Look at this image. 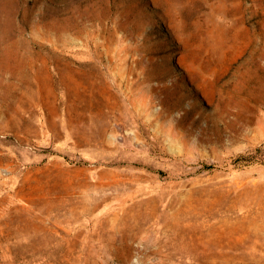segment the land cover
Here are the masks:
<instances>
[{
  "label": "rangeland",
  "instance_id": "obj_1",
  "mask_svg": "<svg viewBox=\"0 0 264 264\" xmlns=\"http://www.w3.org/2000/svg\"><path fill=\"white\" fill-rule=\"evenodd\" d=\"M0 264H264V0H0Z\"/></svg>",
  "mask_w": 264,
  "mask_h": 264
},
{
  "label": "bare ground",
  "instance_id": "obj_2",
  "mask_svg": "<svg viewBox=\"0 0 264 264\" xmlns=\"http://www.w3.org/2000/svg\"><path fill=\"white\" fill-rule=\"evenodd\" d=\"M76 136H77V135H76ZM86 137H87V136H86ZM155 142H157V141H155ZM89 143H90V142H89ZM84 144H85V143H84ZM153 144H154V143H153ZM153 144L151 145V147L153 146ZM154 145H155V144H154ZM154 147H156V146H154ZM144 149H145V148H144ZM144 149H143V150H144ZM146 150H147V148H146ZM146 153H147V152H146ZM148 154H149V153H148ZM153 154H154V153H153ZM153 154H152V155H153ZM175 160H176V158H175ZM105 172H106V171H105ZM114 172H115V171H114ZM119 173H120V172H119ZM99 174H101V172H100ZM103 174H104V173H103ZM106 174L108 175V173H106ZM117 174H118V173H117ZM122 174H123V173H122ZM96 175H97V174H96ZM114 175H116V174H114ZM87 176H88V175H87ZM100 176H102V175H100ZM100 176H99V177H100ZM115 177H116V176H115ZM125 177H126V176H125ZM108 178H109V177H108ZM108 178H107V179H108ZM135 178H136V177H135ZM149 178H150V177H149ZM118 179H120V178H118ZM128 179H130V177H129ZM136 179H137V178H136ZM136 179H135V180H136ZM139 179H140V178H139ZM88 180H89V179H88ZM101 180H102V179H101ZM105 180H106V179H105ZM105 180H104V178H103V181H104V182H105ZM110 180H111V179H110ZM121 180H122V179H121ZM124 180H125V178H124ZM122 181H123V180H122ZM122 181H120V182H122ZM138 181H139V180H138ZM171 181H172V180H171ZM88 182H89V181H88ZM106 182H107L108 184L110 183V182H108V181H106ZM106 182H105V183H106ZM154 182H155V181H154ZM112 183H113V182H112ZM112 183H110V184H112ZM116 183H117V182H116ZM122 183H123V182H122ZM141 183H142V182H141ZM141 183H140V184H141ZM108 184H107V185H108ZM110 184H109V185H110ZM170 184H171V183H170ZM98 185H99V184H98ZM102 185H103V184H102ZM124 185H125V184H124ZM152 185H153V184H152ZM180 185H181V184H180ZM95 186H96V185H95ZM95 186H94V188H95ZM146 186H147V185H146ZM176 186H177V185H176ZM88 187H89V186H88ZM121 187H122V186H121ZM147 187H148V186H147ZM113 188H114V187H113ZM129 188H130V187H129ZM132 188H133V186H132ZM135 188H136V187H135ZM96 189H97V188H96ZM108 189H109V188H108ZM124 189H125V188H124ZM156 189H157V188H156ZM175 189H176V188H175ZM175 189H174V190H175ZM118 190H119V189H118ZM120 190H121V188H120ZM172 190H173V189H172ZM177 190H178V189H177ZM107 191H108V190H107ZM109 191H110V190H109ZM167 191H168V190H167ZM170 191H171V190H170ZM170 191H169V193H171ZM117 192H118V191H117ZM119 192H120V191H119ZM138 192H139V191H138ZM138 192H137V193H138ZM141 192H142V191H141ZM103 193H104V192H103ZM115 193H116V192H115ZM120 193H121V192H120ZM120 193H119V194H120ZM123 193H124V192H123ZM130 193H131V192H130ZM135 193H136V192H135ZM183 193H184V192H183ZM108 194H109V193H108ZM110 194H111V193H110ZM110 194H109V195H110ZM113 194H114V193H113ZM119 194H118V195H119ZM148 194H149V193H148ZM101 195H102V194H101ZM116 195H117V194H116ZM118 195H117V196H118ZM137 195H138V194H137ZM146 195H147V194H146ZM146 195H144V196H146ZM166 195H167V194H166ZM102 196H104V195H102ZM102 196H101V198H102ZM106 196H107V195H106ZM114 196H115V195H114ZM114 196H113V197H114ZM135 196H136V195H135ZM167 196H168V195H167ZM170 196H171V195H170ZM184 196H185V195H184ZM104 197H105V196H104ZM109 197H110V196H109ZM109 197H108V198H109ZM128 197H129V196H128ZM175 197H176V196H175ZM99 198H100V197H99ZM117 198H118V197H117ZM117 198H116V199H117ZM133 198H134V197H133ZM133 198H132V199H133ZM150 198H151V197H150ZM158 198H159V197H158ZM97 199H98V198H97ZM97 199H96V200H97ZM102 199H103V198H102ZM130 199H131V198H130ZM139 199H140V198H139ZM142 199H143V198H142ZM173 199H174V198H173ZM184 199H185V198H184ZM98 200H99V199H98ZM149 200H150V199H149ZM160 200H161V199H160ZM165 200H166V198H165ZM103 201H104V199H103ZM135 201H136V200H135ZM140 201H141V200H140ZM146 201H148V200H146ZM150 202H151V201H150ZM154 202H155V201H154ZM135 203H136V202H135ZM183 203H184V202H183ZM100 204H101V203H100ZM155 204H156V202H155ZM155 204H154V205H155ZM95 205H96V204H95ZM130 205H131V204H130ZM134 205H135V204H134ZM137 205H138V204H136V206H137ZM159 205H160V204H159ZM183 205H184V204H183ZM91 206H92V205H91ZM146 206H147V205H146ZM149 206H150V204H149ZM121 207H122V206H121ZM121 207H120V209H121ZM157 207H158V206H157ZM157 207H156V208H157ZM164 207H165V206H164ZM152 208H153V207H152ZM158 208H160V207H158ZM91 209H92V208H91ZM154 210H155V209H154ZM108 211H109V210H108ZM122 211H123V209H122ZM91 212H93V211H91ZM146 212H147V211H146ZM148 212H149V210H148ZM154 212L156 213V211H154ZM115 215H116V214H115ZM155 215H156V214H155ZM117 221H118V220H117ZM119 223H120V222H119ZM116 224H117V223H116ZM116 224H115V225H116ZM117 226H118V225H117ZM113 227H114V226H113ZM124 227H125V225H124ZM124 227H122V228H124ZM126 227H127V226H126ZM116 228H117V227H116ZM127 229H128V228H127ZM111 230H112V229H111ZM130 230H131V229H130ZM116 231H117V230H116ZM116 231H115V232H116ZM119 231H120V230H119ZM119 231H118V232H119ZM121 231H122V230H121ZM121 231H120V232H121ZM127 231H128V230H127ZM127 231H125V232H127ZM109 233H110V232H109ZM111 233H112V232H111ZM147 233H148V232H147ZM104 234H105V233H104ZM117 234H118V233H117ZM129 234H130V233H129ZM129 234H128V236H129ZM133 234H134V232H133ZM133 234H132V235H133ZM126 235H127V234H126ZM118 236H120V234H118ZM133 236H134V235H133ZM118 238H119V237H118Z\"/></svg>",
  "mask_w": 264,
  "mask_h": 264
}]
</instances>
